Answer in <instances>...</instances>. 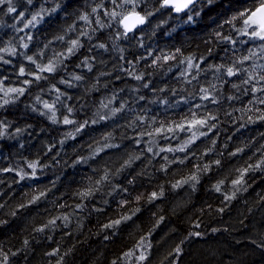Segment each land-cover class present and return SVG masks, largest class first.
<instances>
[{
	"label": "clouds",
	"instance_id": "obj_1",
	"mask_svg": "<svg viewBox=\"0 0 264 264\" xmlns=\"http://www.w3.org/2000/svg\"><path fill=\"white\" fill-rule=\"evenodd\" d=\"M0 264H264V0H0Z\"/></svg>",
	"mask_w": 264,
	"mask_h": 264
}]
</instances>
